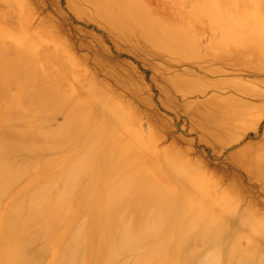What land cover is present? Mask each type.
Instances as JSON below:
<instances>
[{
    "label": "bare ground",
    "instance_id": "bare-ground-1",
    "mask_svg": "<svg viewBox=\"0 0 264 264\" xmlns=\"http://www.w3.org/2000/svg\"><path fill=\"white\" fill-rule=\"evenodd\" d=\"M82 1L102 19L114 8L117 20L135 25L120 23L118 37L146 51L185 54L196 36L151 0ZM23 3H3L20 23L12 33L0 13V264H264V224L250 212L237 214L235 200L255 174L264 176V154H233L232 162L247 168L245 180L231 179L239 191L215 189L186 161L165 162L161 177L128 135L131 120L100 87L64 88L69 62L47 45L43 30L24 29ZM179 4L169 0L175 11ZM198 8L193 26L233 28L212 41L216 53L241 48L250 59L264 58V0H198ZM243 29L252 32L248 46L237 39ZM58 116L54 135L38 129ZM200 116L199 124H210ZM218 212L227 215L211 219ZM223 227L227 234L216 230Z\"/></svg>",
    "mask_w": 264,
    "mask_h": 264
},
{
    "label": "rangeland",
    "instance_id": "rangeland-1",
    "mask_svg": "<svg viewBox=\"0 0 264 264\" xmlns=\"http://www.w3.org/2000/svg\"><path fill=\"white\" fill-rule=\"evenodd\" d=\"M4 1L0 0V13L6 16L3 27L12 33L20 23L17 21L16 26V17ZM151 1L168 17L172 14L176 23L195 30L194 41L185 54L159 48L146 51L131 45L118 37L119 24L126 20H117L119 13L114 8L110 7V17L104 20L82 0H24L22 26L31 34L43 30L52 40L47 45L69 62L71 77L64 78L65 89L71 91L77 83L98 86L128 116L134 125L128 135L138 138L145 149L147 166H155L161 177L168 175L161 168L165 162L186 161L190 171L210 177L215 189H236V181L231 179L245 180L247 168L234 164L233 154H264V58L250 59L247 51L238 52L241 48L216 53L212 41L220 40V35L233 28L227 25L217 29L205 22L193 26L190 15L197 13L198 0H180L179 11L169 6V0ZM125 24L135 26L129 20ZM251 36L250 29H243L237 39L248 46ZM201 113L210 119L209 125L199 124ZM60 120L58 116L40 122L38 129L47 136L54 135ZM21 158L17 154L16 159ZM256 165L252 162L249 168L255 170ZM255 179L250 182L252 187L238 193L237 214L250 212L264 224V176L257 179L255 174ZM85 182L82 178L77 185ZM213 193L206 192L207 196ZM225 215L218 212L211 219ZM227 229L216 230L227 234ZM259 236L263 241L264 234ZM260 248L264 253V245Z\"/></svg>",
    "mask_w": 264,
    "mask_h": 264
}]
</instances>
